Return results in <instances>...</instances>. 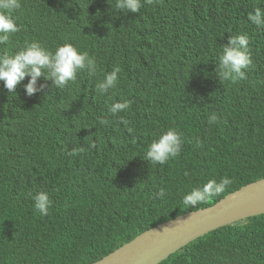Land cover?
Masks as SVG:
<instances>
[{"label":"trees","instance_id":"1","mask_svg":"<svg viewBox=\"0 0 264 264\" xmlns=\"http://www.w3.org/2000/svg\"><path fill=\"white\" fill-rule=\"evenodd\" d=\"M20 2V30L0 53L67 42L93 57L97 72L63 88L42 75L31 97L29 77L16 93L0 81V264H91L264 178V25L248 19L264 0H156L139 13L113 0ZM231 35L248 37L252 66L245 79L220 81L218 57ZM117 66V85L98 93ZM123 101L127 109L108 112ZM168 129L181 134L180 154L153 165L144 153ZM225 176L233 183L220 195L195 208L182 203ZM161 187L166 196L155 198ZM36 191L52 201L46 215L34 207ZM160 264H264V214L213 230Z\"/></svg>","mask_w":264,"mask_h":264},{"label":"clouds","instance_id":"2","mask_svg":"<svg viewBox=\"0 0 264 264\" xmlns=\"http://www.w3.org/2000/svg\"><path fill=\"white\" fill-rule=\"evenodd\" d=\"M156 0H113L117 10L123 12L139 13L144 4H154ZM110 3V2H109ZM21 7L20 0H0V44H7L11 34L17 33L20 28L13 18V13ZM248 19L256 26L264 25V11L259 7L250 13ZM252 66V59L249 51V39L246 35L229 36L227 44L222 47L218 57L216 69L220 81H227L233 78L245 79L246 71ZM87 72L94 76L97 72V63L87 52L80 51L72 43H64L55 49H47L39 41L26 42L13 55L0 53V81L8 93H16V86L25 77H29L24 85L25 93L31 97L43 85L37 87L38 78L42 75L46 80H51L57 88H63L69 82L77 80L78 73ZM121 69L117 66L111 72L105 74L104 78L96 85L100 94H105L109 89L117 85ZM127 101L115 102L108 107V112L116 116L119 112L129 107ZM216 115L209 116V122L215 123ZM119 123H127L120 118ZM108 121L101 119L100 124H107ZM181 134L175 129H168L159 134L144 153V159L156 165L165 164L170 158L177 157L181 151ZM189 173L186 171L185 176ZM233 183L232 178L222 177L219 181L208 180L202 187L193 188L182 198V203L195 208L199 204L206 203L210 198L220 195ZM166 189L159 188L155 192V198L163 199L166 196ZM35 209L41 215L48 213L52 204L49 194L45 191H36L32 194Z\"/></svg>","mask_w":264,"mask_h":264},{"label":"water","instance_id":"3","mask_svg":"<svg viewBox=\"0 0 264 264\" xmlns=\"http://www.w3.org/2000/svg\"><path fill=\"white\" fill-rule=\"evenodd\" d=\"M264 214V178L227 194L215 204L157 224L91 264H160L199 237Z\"/></svg>","mask_w":264,"mask_h":264}]
</instances>
